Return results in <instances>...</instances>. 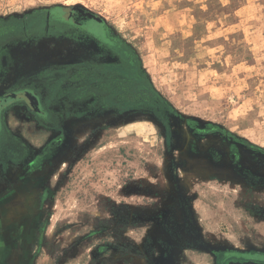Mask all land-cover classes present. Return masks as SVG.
<instances>
[{
	"label": "rangeland",
	"instance_id": "obj_1",
	"mask_svg": "<svg viewBox=\"0 0 264 264\" xmlns=\"http://www.w3.org/2000/svg\"><path fill=\"white\" fill-rule=\"evenodd\" d=\"M54 8L100 16L160 110L55 106L42 159L53 134L13 109L33 159L0 178V264H263L237 255L264 254V0H0V47Z\"/></svg>",
	"mask_w": 264,
	"mask_h": 264
},
{
	"label": "flooded vegetation",
	"instance_id": "obj_2",
	"mask_svg": "<svg viewBox=\"0 0 264 264\" xmlns=\"http://www.w3.org/2000/svg\"><path fill=\"white\" fill-rule=\"evenodd\" d=\"M13 22L21 23L12 31L19 36L0 47V178L10 180L16 164L31 168L25 164L33 159L28 143L7 124L13 109L53 134L39 154L42 159L59 154L66 137L68 113L55 106L79 107L88 115L96 113L89 111L91 106L116 111L122 106L143 107L153 115L159 113L155 94L142 81L136 56L100 16L82 8H54ZM40 44L56 45L59 50L42 53L62 61L30 69L32 62L27 59H32V49ZM237 256L264 264V254Z\"/></svg>",
	"mask_w": 264,
	"mask_h": 264
}]
</instances>
